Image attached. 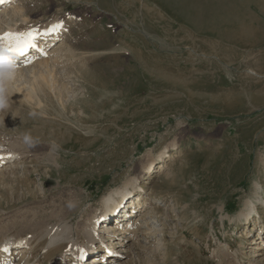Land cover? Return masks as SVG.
<instances>
[{"label": "rangeland", "instance_id": "obj_1", "mask_svg": "<svg viewBox=\"0 0 264 264\" xmlns=\"http://www.w3.org/2000/svg\"><path fill=\"white\" fill-rule=\"evenodd\" d=\"M13 2L0 33L62 32L50 56L0 73V159L16 155L0 163V239L60 264L45 230L83 247L108 196L134 186L138 228L102 223L116 261L96 264H264L259 222L236 220L252 201L264 225V15L248 7L261 23L236 44L192 35L150 0Z\"/></svg>", "mask_w": 264, "mask_h": 264}, {"label": "bare ground", "instance_id": "obj_2", "mask_svg": "<svg viewBox=\"0 0 264 264\" xmlns=\"http://www.w3.org/2000/svg\"><path fill=\"white\" fill-rule=\"evenodd\" d=\"M13 1L14 0H5L4 3H0V7L6 4L10 5L11 3H14ZM150 1L154 3V6L156 4L157 7L161 8L163 11H166V13L170 15L173 14L174 16L175 14L173 12H175L176 17L180 18L179 20L180 24L182 26L186 25V27L190 30L192 35L197 34L209 39L215 37L220 39L221 43L228 42V43L242 44L247 41L246 37L250 32L252 33L255 32V30H253L254 26H251L250 22L252 20H257L258 23L261 22L256 17V15H254L248 10V7L256 8L258 12L264 15V2H263L264 0H150ZM14 9L16 8L14 7ZM53 26H57L55 31H51ZM53 26L49 29H46L42 35L37 34L33 41L35 46L28 47L25 52L0 53V57H2L4 64H6V66L10 68L11 65L13 64L15 65L18 62L26 63L33 60H38L42 55L50 56V54L53 51V50L50 51V48L51 46L56 44L55 42L57 41L54 40L57 39L59 37V33L62 32L61 30L62 26L59 23H55ZM250 47H252V45H250ZM140 67L142 68L143 65H140ZM32 75L34 76V74ZM20 89L23 90V88ZM15 156H16L15 154H8V156H6L7 158L2 160L0 159V163L13 160ZM152 165H153V161H151L149 164H147V166H145L147 172L151 171ZM136 187H139L140 189L143 188V185H139ZM256 187L257 188L259 187L258 183L256 184ZM143 191L145 190L143 189L134 190V186H127L123 190L121 189L117 192H114L113 194L111 193L112 195L110 194L108 198L104 201L105 204L104 216L103 218H101L99 223L97 222L98 227L97 228L95 227L96 226V222H95L93 226L87 228L88 230L86 231L85 234L87 242L84 244L83 247L79 246V240H77L78 235L71 236L69 234H66L65 232L67 231V229H62L61 227L58 226L48 227L45 230L48 237L46 248L47 249L51 248V249L48 251L47 256L49 255V257H51L55 253L62 251L61 253L62 261L60 262V264H66L67 262L69 263L70 258L75 260V264H84L83 260L87 259L86 256L88 254H94V256H92L90 260H87V263L96 264V263L115 262L116 251L114 248L108 247V243L106 244L105 240H107L106 238H108V236L98 234L100 233L99 227L101 226L102 223H105L103 225L104 229L101 231L103 233L111 234L114 236L118 235L119 233L118 231L120 230V228H122V230L124 231L126 229L127 232L128 231L132 232V230H137L138 223L136 224L132 220L133 214L131 213L130 209L142 207V204L140 202L141 196L139 194L136 195L135 192L140 193ZM256 208L257 207L254 204V202L248 201L246 207L236 215V220L241 221L244 224V227H247V225H250L252 223L259 222L258 224L259 231L261 232H259L258 234L259 237H254L251 242H253V244L256 245V247L254 248H256L259 251V252H255L254 256H261L263 255L262 251L264 250V225L263 222L260 220L261 216L260 215L257 216L256 214L258 213ZM135 210L138 211L137 209ZM110 216H113V218L115 216H118L117 217L118 221H115V223L114 221L112 222V220L114 219H109ZM116 230H118L117 231L118 233H116ZM255 238L257 239L256 242H254ZM225 249L228 250L227 247ZM34 252L35 250L32 248V245L28 241L24 240V238L21 236L18 237L12 236L6 239H2V240L0 239V264H38V258H34ZM228 254L232 255V257H234V260L238 261L237 251H230V253ZM96 255H100L102 259L101 260L97 259ZM63 261H65V263Z\"/></svg>", "mask_w": 264, "mask_h": 264}, {"label": "snow or ice", "instance_id": "obj_3", "mask_svg": "<svg viewBox=\"0 0 264 264\" xmlns=\"http://www.w3.org/2000/svg\"><path fill=\"white\" fill-rule=\"evenodd\" d=\"M5 0H0V3H4ZM57 26H53L51 31H55ZM38 33L35 30L27 32H14L8 31L0 33V53L12 52V53H23L28 47H34V39ZM4 67V61L0 57V73H2ZM6 250V249H5Z\"/></svg>", "mask_w": 264, "mask_h": 264}]
</instances>
